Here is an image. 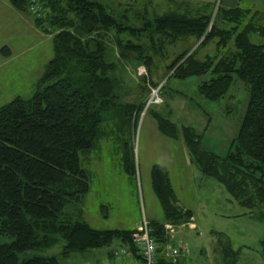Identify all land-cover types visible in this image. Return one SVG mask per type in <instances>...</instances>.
<instances>
[{"label":"trees","instance_id":"trees-1","mask_svg":"<svg viewBox=\"0 0 264 264\" xmlns=\"http://www.w3.org/2000/svg\"><path fill=\"white\" fill-rule=\"evenodd\" d=\"M34 1L36 12L30 9ZM9 4L30 16L41 31H48L46 26L56 31L53 56L31 94L0 106V264H74L72 256L102 247L126 248L137 256L132 242L135 228L98 229L82 218L89 180L80 155L97 146L105 135L103 127L123 130L135 125L146 104L121 102L118 55L134 67L143 66L145 75L140 79L151 76L152 86L158 85L153 74L158 81L168 76L162 89L171 77L208 74L197 92L209 101L223 98L234 78L245 83V113L223 156L204 148L202 135L193 127L149 110L160 134L181 140L188 161L264 227V22L257 19V10L216 4L211 12L205 5L172 0V6L157 13L152 0H146L137 10L133 3H120L126 8L114 15L101 0H9ZM187 37L196 38L195 49L176 54L163 68L164 76L153 73L155 57L165 59L166 48ZM211 42L215 52L198 59L197 49ZM230 44L233 49L219 56ZM0 51L10 54L6 45ZM119 151L124 172L134 176L133 151L124 138ZM150 182L166 223L191 220V211L176 198L165 166H151ZM148 223L159 245L156 264H179L162 250L169 240L165 223ZM222 237L216 241L222 264H238L239 251L225 237L223 243ZM259 240L264 258V228ZM28 252L36 254L20 258Z\"/></svg>","mask_w":264,"mask_h":264},{"label":"rangeland","instance_id":"rangeland-1","mask_svg":"<svg viewBox=\"0 0 264 264\" xmlns=\"http://www.w3.org/2000/svg\"><path fill=\"white\" fill-rule=\"evenodd\" d=\"M101 1L114 15H118L126 8V5L123 7L120 3H133L132 8L137 10L142 8L146 0ZM158 1L163 5L154 6L155 11L163 13L170 5L165 1L170 3L172 0ZM184 1H190L192 6H208L207 10L211 12L215 11L218 4V0ZM236 4L251 8L252 11L257 10V19L264 22V0H237ZM4 13V7L0 6V42L7 40L6 43L13 44L15 50L29 48L16 58V65L12 67L15 71L0 73V87L7 88L0 96V106L12 100L14 93L20 92L18 94L25 96L33 90L34 76L36 78L41 75L45 62L53 56L52 36L56 31L46 26L48 31L43 32L32 24L24 25L16 16H5ZM127 14L131 17L130 13ZM197 44L195 37L178 40L176 44L166 48L168 57H155L151 70L164 76L166 73L163 68L176 54L190 49L189 54ZM227 48L219 51V56L233 49L231 44ZM213 52L215 42L199 47L196 57L203 59L206 54ZM0 55L6 58L10 54L4 56L0 51ZM118 58L121 63L120 71L118 70L122 78L121 102L147 103L155 91L160 101L150 103L146 107L147 111L144 109L136 124L132 123L130 128L125 126L123 130H117L116 125L103 127L105 135L97 146L80 155V164L86 170L89 180V191L82 204V218L98 229H124L142 217L152 216L153 220H164L160 204L151 188L149 164H166L178 197L195 218V223L191 218L189 222L177 223L178 228H175L177 230L174 231L172 243L178 245L177 242H181L180 244L185 245L182 249H187V253L182 252V257L194 256L195 264H222L216 241L218 236L223 235L229 240L231 248L239 251L238 264H264V258L259 254V239L262 235H257L254 231L257 225L263 232V224L249 216L250 213L236 203L218 182L205 177L194 163L188 161V157L185 161L188 153L182 141L160 134L149 110L152 108L160 112L177 125L193 127L202 135L201 144L204 148L223 156L227 153L245 113L248 97L245 83L234 78L223 98L209 101L197 92V86L209 78L208 74L186 78L171 77L167 86L162 89L160 86L168 76L158 81L153 74L152 78L158 85L152 86L151 76H145L144 81L140 79V75H145L143 66L137 68L123 57L118 55ZM150 117L153 120H149ZM123 138L133 151L134 176H128L122 167L119 145ZM224 237L221 238L223 243ZM201 248L206 249L204 254L199 253ZM35 254L24 253L20 258Z\"/></svg>","mask_w":264,"mask_h":264},{"label":"built area","instance_id":"built-area-1","mask_svg":"<svg viewBox=\"0 0 264 264\" xmlns=\"http://www.w3.org/2000/svg\"><path fill=\"white\" fill-rule=\"evenodd\" d=\"M30 9L33 12L37 11L38 5L36 2L32 3ZM159 101L160 98L157 91H155L149 100H147L144 109H147L146 107L150 103ZM176 226L177 224L169 222L163 225L164 233L169 240L166 241L162 250L164 251L165 257L170 259L172 263L177 262L182 257V252L185 251L187 253V249H182V246L185 245L180 244L181 242H177L178 245L172 243L174 231L177 230L175 228H178ZM132 242L136 248L137 256L126 248H116L113 250L111 256L103 259L100 264H156V253L159 245L152 235L151 227L146 217H142L136 225L132 233Z\"/></svg>","mask_w":264,"mask_h":264},{"label":"crops","instance_id":"crops-1","mask_svg":"<svg viewBox=\"0 0 264 264\" xmlns=\"http://www.w3.org/2000/svg\"><path fill=\"white\" fill-rule=\"evenodd\" d=\"M163 1H165V0H163ZM181 1V0H180ZM182 1H184V0H182ZM168 5H169V2L168 1H165ZM236 2H237V0H218V4H220L221 6H224V7H234L235 5H236ZM128 3H130V2H128ZM188 4H190V6H192L191 5V2L189 1V2H187ZM152 5L153 6H155V7H158L159 5H163L162 4V2L161 3H159V1L158 0H152ZM0 6H2V7H4V9H5V13H4V15L5 16H8V14H10V15H12V16H16V19L17 20H19L21 23H24V25L26 24V23H28V24H32L33 26H34V23H33V21H32V18L30 17V16H28L27 14L24 16L23 15V13H21V12H18L17 10H15V9H13L11 6H10V4L8 3V0H2V2H0ZM200 6V5H199ZM25 20H26V22H25ZM10 35V34H9ZM6 42H8L7 40H2L1 42H0V48L2 47V46H4V45H6L7 43ZM6 46H8L9 47V51H10V55L8 56V57H6V58H3V57H1V55H0V73H2V72H8V71H10V72H13V71H15V68H12L13 66H15L16 65V63H15V60H16V58L17 57H19L26 49H28L29 47H23L22 49H17V50H15V48H14V46H13V44H11V45H9V44H7ZM45 64H46V62H45ZM45 64H44V66H45ZM43 66V67H44ZM17 71H18V69H16ZM38 78V76L35 78V76H34V80H32V84H34L35 83V81H36V79ZM0 79H2V77L0 76ZM19 81H21V78H19ZM18 81V82H19ZM7 90V88H5V87H0V96L3 94V93H5V91ZM18 93H20V92H17V93H14L13 94V96L15 97V96H21L22 97V95L23 94H18ZM30 94H31V92H30ZM30 94H28V95H25L26 97H28ZM24 97V96H23ZM149 120H153V119H151V117H150V119ZM208 126H209V124H208ZM155 127H156V122H155ZM157 129V128H156ZM207 129V128H206ZM158 131V130H157ZM159 132V131H158ZM160 133V132H159ZM180 141V140H179ZM182 144H183V142H182ZM185 146V145H184ZM186 147V146H185ZM187 150V149H186ZM187 153H188V151H187ZM187 157H188V155H186V157H185V161H186V159H187ZM150 166V168H149V175H150V169H151V166L153 165V164H149ZM161 165V164H160ZM163 166H165L166 164H162ZM165 168H166V170H167V172H168V175H169V169H168V167L167 166H165ZM171 177V176H170ZM170 179V178H169ZM151 183V182H150ZM170 183H171V185H172V188H173V190H174V193H175V195H176V198L178 199V201L181 203V205L184 207V209H187L184 205H183V203H182V201H181V199L178 197V194H177V191H176V189H175V187H174V185H173V181L170 179ZM154 193V192H153ZM155 198H156V196H155ZM157 199V198H156ZM189 210V209H188ZM162 212V211H161ZM150 215V214H149ZM192 220H193V222L195 223V218H194V216H193V214H192ZM149 221H155V222H158V223H166L165 222V220H162V221H156V220H153L154 218L151 216V217H149V218H147ZM139 220L140 219H136V220H134L133 222H132V224L131 225H129V226H127V228H124V229H127V230H129V229H134L135 227H136V225H137V223L139 222ZM86 221V220H85ZM87 222V221H86ZM88 223V222H87ZM89 224V223H88ZM90 225V224H89ZM91 226V225H90ZM106 229H110V228H106ZM119 229V228H118ZM184 233V232H183ZM115 249V248H114ZM113 251H112V248H111V250L109 249V248H105V247H102V248H97V249H93V250H90V251H85V252H81V253H79V254H76V255H74V256H72V259H71V262L72 263H74V264H100L101 263V261L103 260V259H106V258H108V257H110L109 255L112 253ZM206 252V249H204V248H201V250L199 251V253L200 254H204ZM179 264H195V258H194V256H191V257H181V258H179Z\"/></svg>","mask_w":264,"mask_h":264},{"label":"water","instance_id":"water-1","mask_svg":"<svg viewBox=\"0 0 264 264\" xmlns=\"http://www.w3.org/2000/svg\"><path fill=\"white\" fill-rule=\"evenodd\" d=\"M254 231L257 233V235H262V230L257 225L254 227Z\"/></svg>","mask_w":264,"mask_h":264}]
</instances>
